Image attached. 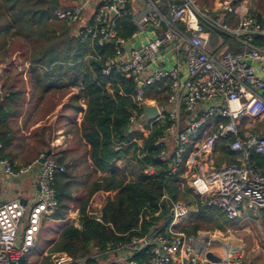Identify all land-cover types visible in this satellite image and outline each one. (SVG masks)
Here are the masks:
<instances>
[{
    "label": "built area",
    "instance_id": "built-area-1",
    "mask_svg": "<svg viewBox=\"0 0 264 264\" xmlns=\"http://www.w3.org/2000/svg\"><path fill=\"white\" fill-rule=\"evenodd\" d=\"M59 1L56 19L79 32L81 41L88 38L100 47L115 41L114 55L106 59L102 73L114 68L135 84L132 99L140 111L129 118L130 130L147 138L154 127H163L152 145L159 148V161L169 160L167 175L186 184L208 206L220 208L229 221L245 209L261 218L264 165L251 155L264 156V17L240 15L237 0H214L202 7L195 0ZM220 14L237 19L230 23ZM121 17H128L136 28L129 39L116 37ZM205 27L220 36L212 51ZM155 83L166 86L162 103L145 95ZM143 105L156 106V117L143 121ZM229 137L232 140L224 144L237 157L233 162L223 158L218 165L216 145ZM43 156L39 191L31 203L15 198L0 204V264H22L35 246L42 220L57 207L54 178L64 167L52 154ZM35 165L14 169L0 154V172L8 177L25 176ZM142 171L150 175L154 168L147 165ZM160 209V203L155 212L143 208L132 234L109 244L106 252H115L124 264H137L132 255L143 251L148 253L144 264H252L240 239L232 241L217 230H178L190 214L184 202L170 201L165 218L155 222ZM86 215L101 222L97 210L87 209ZM209 252L215 260L207 258ZM83 260L64 251L46 252L39 264Z\"/></svg>",
    "mask_w": 264,
    "mask_h": 264
},
{
    "label": "trees",
    "instance_id": "trees-1",
    "mask_svg": "<svg viewBox=\"0 0 264 264\" xmlns=\"http://www.w3.org/2000/svg\"><path fill=\"white\" fill-rule=\"evenodd\" d=\"M55 1L0 0V62L12 53L5 49L8 42H21L25 48L24 57L31 65V74L47 78L50 87L81 86L75 94V101L80 103L77 109L82 114L79 131L88 146L86 154L92 162L94 177L89 182L87 197L79 205L78 226L67 223L54 239L48 254L64 251L73 258H84L82 264H124L117 261L115 252H106L108 245L126 240L132 234L143 208L155 212L160 203V213L154 221L161 222L170 201L176 200L184 202L190 209L188 218L177 226L178 230L192 234L202 227L224 228L229 220L221 209L208 206L186 185L181 188L176 179L167 175L169 160L162 162L157 159L159 148L152 142L163 127H154L147 138L130 131L129 118L134 111H140L132 99L135 84L114 68L108 74L102 73L106 59L114 55L115 44L108 42L100 47L88 38L81 41L79 32L56 19L54 11L58 5L54 4ZM135 29L128 17H121L117 20L116 37L129 39ZM40 86L43 90L49 88L42 83ZM165 88L163 83H155L145 95L161 102ZM16 95L18 93L0 101V127H6L8 119L16 115L15 109H10L7 104L8 100L17 98ZM231 140L229 137L217 143L216 164L223 158L226 162L235 161L237 154L224 144ZM0 141V154L5 158L6 132H0ZM137 152L142 154L140 158ZM127 154H131L140 170L151 165L154 173L147 175L140 171L134 179H128L122 169L113 165L115 159ZM251 158L264 165V156L252 153ZM56 160L62 164L61 159ZM63 167L64 171L54 178L57 207L50 216L53 219H62L67 210L71 180L68 167ZM99 192H108V195L96 209L93 204L100 199ZM92 194L96 197L89 201ZM87 209L97 210L101 222L87 216ZM147 258L146 251L132 255L137 264H144ZM44 259L47 261L48 256ZM26 263L27 260L22 262Z\"/></svg>",
    "mask_w": 264,
    "mask_h": 264
},
{
    "label": "crops",
    "instance_id": "crops-1",
    "mask_svg": "<svg viewBox=\"0 0 264 264\" xmlns=\"http://www.w3.org/2000/svg\"><path fill=\"white\" fill-rule=\"evenodd\" d=\"M56 1L55 5H61L59 0ZM236 2L240 15L246 13L264 17V9L249 10L248 0ZM220 15L230 23L237 19V15ZM10 47L12 43L8 42L5 49L11 50ZM30 69L31 65L25 57L23 59L14 56L5 57L0 62V101L18 93L15 96L17 98L7 101L10 109H15L16 115L8 119L6 127H0V132H6L8 137L3 154L13 163V167H22L27 162H35L47 150H50V154L56 159H61V165L68 167L67 173L71 180L67 210L63 218L67 217L68 223L78 226L79 205L88 195L80 193L79 190L84 185H89L88 177L93 169L92 162L86 154L88 146L79 131L82 114L77 109L80 103L75 101V94L81 86H63L61 89L57 86L50 87L51 84L46 82L47 78L31 74ZM38 82L40 84H37ZM41 83L49 88L43 90ZM113 165L122 169L128 179H134L142 171L131 154L115 159ZM38 191V168L19 178L8 177L0 172V204L17 198L29 205ZM107 195L108 192H99L100 199L95 200L93 206L98 209ZM95 197L96 194H92L89 201H93ZM49 249L50 244L39 255L40 258ZM26 264H29L28 260Z\"/></svg>",
    "mask_w": 264,
    "mask_h": 264
},
{
    "label": "rangeland",
    "instance_id": "rangeland-1",
    "mask_svg": "<svg viewBox=\"0 0 264 264\" xmlns=\"http://www.w3.org/2000/svg\"><path fill=\"white\" fill-rule=\"evenodd\" d=\"M196 3L202 7L205 5H211L214 0H195ZM249 1V10L254 11L258 9L262 11L264 9L263 2L264 0H248ZM236 2L235 4H237ZM12 53L10 52L6 58L17 57L19 59H23V53L25 50L22 47L21 42H12V47H10ZM20 49V50H19ZM19 50V52H18ZM21 51V52H20ZM20 53V54H19ZM23 56V57H22ZM15 73V72H14ZM21 85V83H20ZM19 85V86H20ZM262 93V92H261ZM264 96V93H262ZM255 129H259L256 127ZM219 162L218 165H220ZM93 174L89 173V182L93 178ZM186 184H181V188ZM88 186L84 185L79 192L87 194ZM84 194V196H85ZM258 210V209H257ZM259 211V210H258ZM68 223V218L65 217L63 219H53V218H44L41 223L38 240L34 246V248L27 254L26 260H28L29 264H39L40 254L44 249L50 244H53V240L60 232V230ZM199 230L204 231H220L223 233L225 238H229L232 241H236L240 239L242 242L241 249L246 259L250 261L252 264H264V215L261 218L255 217L253 210L245 209L242 210L239 215L228 221L227 224L224 225V228H219L216 226L211 227H202Z\"/></svg>",
    "mask_w": 264,
    "mask_h": 264
},
{
    "label": "water",
    "instance_id": "water-1",
    "mask_svg": "<svg viewBox=\"0 0 264 264\" xmlns=\"http://www.w3.org/2000/svg\"><path fill=\"white\" fill-rule=\"evenodd\" d=\"M51 2V1H50ZM57 3V1H55L54 2V4H56ZM114 15H113V13L110 15V18H112ZM205 29V31L206 32H208V40H207V48H208V50H210V51H212V50H214V48L219 44V42H220V36L216 33V32H214L213 30H211V29H209V28H207V27H205L204 28ZM110 42H112V43H114L115 41L114 40H111ZM142 120L143 121H145V120H149V119H152V118H154V117H156V115H157V109H156V106H154V105H143L142 106ZM50 154V150H47L46 152H45V154L44 155H49ZM44 162V156L43 155H41L37 160H36V163H37V165H35L34 167H33V170H37V166L38 165H40V164H42ZM20 201L22 202V203H24V201L22 200V199H20ZM213 253H211V252H209L208 254H207V258H209V259H216L215 257H213Z\"/></svg>",
    "mask_w": 264,
    "mask_h": 264
}]
</instances>
